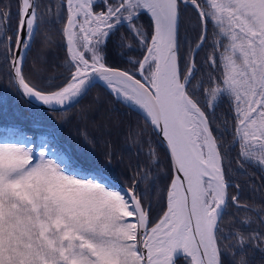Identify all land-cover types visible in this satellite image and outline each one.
Wrapping results in <instances>:
<instances>
[{
	"label": "snow or ice",
	"instance_id": "obj_1",
	"mask_svg": "<svg viewBox=\"0 0 264 264\" xmlns=\"http://www.w3.org/2000/svg\"><path fill=\"white\" fill-rule=\"evenodd\" d=\"M12 6L0 2V78L30 111L70 119L100 87L138 119L102 166L51 130L0 137V264H264V0ZM38 37L63 50L57 75L39 52L29 66Z\"/></svg>",
	"mask_w": 264,
	"mask_h": 264
},
{
	"label": "trees",
	"instance_id": "obj_2",
	"mask_svg": "<svg viewBox=\"0 0 264 264\" xmlns=\"http://www.w3.org/2000/svg\"><path fill=\"white\" fill-rule=\"evenodd\" d=\"M2 3H8L9 0H0ZM11 12H16L15 0H11ZM15 24V19H13ZM59 25H44L42 32L47 31L51 35L56 36V29ZM59 38L57 37V40ZM42 53L46 60L45 75H57L61 68L59 64L63 60L64 52L58 45L52 47H43L41 37H38L37 43L34 45L29 55V66L33 59L37 57V53ZM203 55V53H201ZM119 63V61H117ZM27 71V69H26ZM99 98L98 101L95 98ZM89 107L88 118L80 119L74 113H79L81 109ZM70 119H66L60 113H45L35 110H29L21 97L9 86L7 79L0 78V137L7 134L10 128H16L23 134L39 141L46 138L49 130L55 133L59 145L69 150L74 156L87 160L98 165L104 164V153L108 150L106 141L111 139L114 145V152H121L123 148V134L129 123L134 124L138 119L135 112L130 111L123 104L115 102L114 98L100 87L93 88L85 97L80 105L72 109L68 114ZM102 123L109 125L119 124V127H112L111 136L98 130V126ZM94 141L93 143H85L83 135ZM124 163L121 164L117 157L113 160L112 171L117 180L124 184L125 165L128 163V153L123 152ZM135 157H133V160ZM251 171V169H249ZM243 182L245 177H241ZM259 183L258 177H256ZM257 264H260V258H256Z\"/></svg>",
	"mask_w": 264,
	"mask_h": 264
},
{
	"label": "water",
	"instance_id": "obj_3",
	"mask_svg": "<svg viewBox=\"0 0 264 264\" xmlns=\"http://www.w3.org/2000/svg\"><path fill=\"white\" fill-rule=\"evenodd\" d=\"M23 101H24V103H25V99L24 98H21ZM26 104V103H25ZM26 105H28V104H26ZM42 112H44L43 110H41ZM54 114H58V113H56V112H53ZM50 114V113H49ZM119 182V181H118ZM120 183V182H119ZM121 184V183H120ZM122 185V184H121Z\"/></svg>",
	"mask_w": 264,
	"mask_h": 264
}]
</instances>
